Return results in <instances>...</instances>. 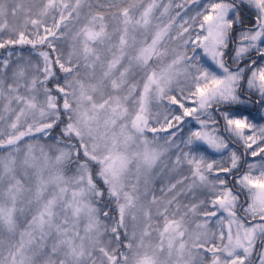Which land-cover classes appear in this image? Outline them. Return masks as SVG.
<instances>
[{
	"label": "snow or ice",
	"instance_id": "1",
	"mask_svg": "<svg viewBox=\"0 0 264 264\" xmlns=\"http://www.w3.org/2000/svg\"><path fill=\"white\" fill-rule=\"evenodd\" d=\"M0 264H264V0H0Z\"/></svg>",
	"mask_w": 264,
	"mask_h": 264
},
{
	"label": "trees",
	"instance_id": "2",
	"mask_svg": "<svg viewBox=\"0 0 264 264\" xmlns=\"http://www.w3.org/2000/svg\"><path fill=\"white\" fill-rule=\"evenodd\" d=\"M95 2L100 3V4H103L104 3V0H95Z\"/></svg>",
	"mask_w": 264,
	"mask_h": 264
},
{
	"label": "rangeland",
	"instance_id": "3",
	"mask_svg": "<svg viewBox=\"0 0 264 264\" xmlns=\"http://www.w3.org/2000/svg\"><path fill=\"white\" fill-rule=\"evenodd\" d=\"M195 122H193V124H194Z\"/></svg>",
	"mask_w": 264,
	"mask_h": 264
}]
</instances>
